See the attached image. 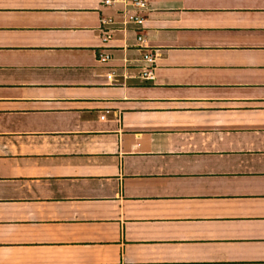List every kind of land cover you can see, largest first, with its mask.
I'll return each instance as SVG.
<instances>
[{
  "label": "crops",
  "instance_id": "obj_1",
  "mask_svg": "<svg viewBox=\"0 0 264 264\" xmlns=\"http://www.w3.org/2000/svg\"><path fill=\"white\" fill-rule=\"evenodd\" d=\"M0 264H264V0H0Z\"/></svg>",
  "mask_w": 264,
  "mask_h": 264
},
{
  "label": "built area",
  "instance_id": "obj_2",
  "mask_svg": "<svg viewBox=\"0 0 264 264\" xmlns=\"http://www.w3.org/2000/svg\"><path fill=\"white\" fill-rule=\"evenodd\" d=\"M116 0H102L103 4L109 5ZM131 5H133L138 10L147 8V0H128ZM132 22L137 25H142L144 21L143 15L136 13L132 18ZM107 40V35L103 37V41ZM137 40L142 43L144 41L143 35L139 32L137 35ZM109 58L108 54H104L98 57L99 61H106ZM143 59L147 62L146 67L140 73L141 78L151 79L154 76V67H155V54L149 51H146L143 54Z\"/></svg>",
  "mask_w": 264,
  "mask_h": 264
}]
</instances>
